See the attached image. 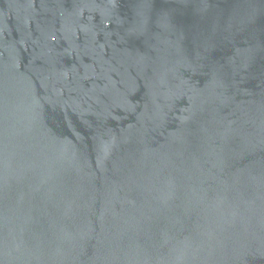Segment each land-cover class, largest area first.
Listing matches in <instances>:
<instances>
[{
    "label": "water",
    "instance_id": "obj_1",
    "mask_svg": "<svg viewBox=\"0 0 264 264\" xmlns=\"http://www.w3.org/2000/svg\"><path fill=\"white\" fill-rule=\"evenodd\" d=\"M0 264H264V0H0Z\"/></svg>",
    "mask_w": 264,
    "mask_h": 264
}]
</instances>
